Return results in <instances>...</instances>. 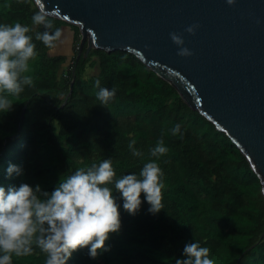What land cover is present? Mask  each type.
<instances>
[{"label": "trees", "instance_id": "1", "mask_svg": "<svg viewBox=\"0 0 264 264\" xmlns=\"http://www.w3.org/2000/svg\"><path fill=\"white\" fill-rule=\"evenodd\" d=\"M37 8L34 0H0V22L29 24L37 52L26 73L32 85L18 96L9 94L11 109L0 113V184L23 181L51 191L75 168L108 157L117 176L138 173L147 160L157 159L148 150L159 137L168 147L158 159L163 208L148 212L141 193L134 215L118 209L121 227L105 241L107 251L92 258L87 246L78 247L65 264H175L192 240L209 248L214 264H264L261 184L230 137L131 52L91 48L84 54V46L76 61L78 27L52 16L68 46L61 49L58 42L50 50L35 40L34 33L43 31L31 25ZM69 61L73 71H65ZM86 67L94 72L87 74ZM96 79L116 89L107 104L95 96ZM176 122L182 137L168 132ZM133 138L141 157L128 148ZM8 162L21 164L23 174L6 177ZM43 259L37 248L27 256L13 255V264H43Z\"/></svg>", "mask_w": 264, "mask_h": 264}, {"label": "water", "instance_id": "2", "mask_svg": "<svg viewBox=\"0 0 264 264\" xmlns=\"http://www.w3.org/2000/svg\"><path fill=\"white\" fill-rule=\"evenodd\" d=\"M85 46L136 55L237 145L264 196V0H34ZM197 23L194 33L185 31ZM183 37L180 56L169 36ZM72 82L70 83V89Z\"/></svg>", "mask_w": 264, "mask_h": 264}, {"label": "clouds", "instance_id": "3", "mask_svg": "<svg viewBox=\"0 0 264 264\" xmlns=\"http://www.w3.org/2000/svg\"><path fill=\"white\" fill-rule=\"evenodd\" d=\"M38 2V0H37ZM232 5L234 0H226ZM49 13L42 7L31 15V25L43 26V31L34 33L35 40L41 41L50 50L62 39V30L53 27ZM197 23L187 25L185 31L194 33ZM171 41L178 46L177 54L190 56L191 50L184 46L183 37L169 33ZM37 55L32 28L29 24L0 22V113L11 109L9 98L21 94L25 86H31L32 76L29 61ZM95 96L101 105L107 104L115 95V87L101 85ZM168 132L172 136H183L181 123H174ZM128 142L133 157L143 153ZM150 159L143 163L139 172L116 175L111 157L93 162L86 167H77L63 179H59L51 191L43 190L40 184L20 182L0 184V264H13V255L27 256L39 249L44 254L43 264H65L72 252L87 246L92 258L108 250L105 241L111 233H118L121 227L122 206L129 214H135L143 200L149 205L147 211L158 212L162 206L161 189L163 170L158 159L168 152L163 136L149 148ZM23 166L8 162L4 175L23 174ZM119 193L122 205L117 202ZM209 248L199 241L186 242L182 257L175 264H214Z\"/></svg>", "mask_w": 264, "mask_h": 264}, {"label": "rangeland", "instance_id": "4", "mask_svg": "<svg viewBox=\"0 0 264 264\" xmlns=\"http://www.w3.org/2000/svg\"><path fill=\"white\" fill-rule=\"evenodd\" d=\"M67 35H64L63 37H62V39H61V41L59 42V44H58V46H60L61 47V49L63 48V47H66V46H68V37H66ZM92 72H94V68H90V67H86V73L87 74H90V73H92Z\"/></svg>", "mask_w": 264, "mask_h": 264}, {"label": "built area", "instance_id": "5", "mask_svg": "<svg viewBox=\"0 0 264 264\" xmlns=\"http://www.w3.org/2000/svg\"><path fill=\"white\" fill-rule=\"evenodd\" d=\"M73 69H74L73 61H69L68 64L65 66V71H73ZM63 75L65 76L66 73L63 72Z\"/></svg>", "mask_w": 264, "mask_h": 264}, {"label": "bare ground", "instance_id": "6", "mask_svg": "<svg viewBox=\"0 0 264 264\" xmlns=\"http://www.w3.org/2000/svg\"><path fill=\"white\" fill-rule=\"evenodd\" d=\"M85 149V148H84ZM52 150V149H51ZM59 153V152H58ZM46 154V153H45ZM40 155V154H39ZM60 157V156H59ZM128 158V157H127ZM67 159V158H66ZM59 160V159H58ZM56 162V160H55ZM63 168V167H62ZM59 170V169H58ZM63 170V169H62ZM65 173V172H64ZM58 176V175H57ZM186 220V219H185ZM201 242V241H200ZM129 259V258H128ZM169 262V261H168Z\"/></svg>", "mask_w": 264, "mask_h": 264}]
</instances>
